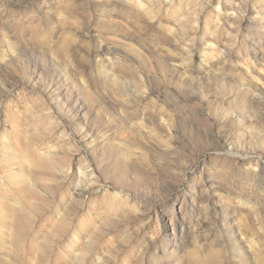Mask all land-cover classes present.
I'll list each match as a JSON object with an SVG mask.
<instances>
[{
    "label": "rangeland",
    "instance_id": "rangeland-1",
    "mask_svg": "<svg viewBox=\"0 0 264 264\" xmlns=\"http://www.w3.org/2000/svg\"><path fill=\"white\" fill-rule=\"evenodd\" d=\"M0 264H264V0H0Z\"/></svg>",
    "mask_w": 264,
    "mask_h": 264
},
{
    "label": "bare ground",
    "instance_id": "bare-ground-1",
    "mask_svg": "<svg viewBox=\"0 0 264 264\" xmlns=\"http://www.w3.org/2000/svg\"><path fill=\"white\" fill-rule=\"evenodd\" d=\"M11 62H12V61H11ZM10 65H11V66H13V64H12V63H10ZM3 69H4V68H3Z\"/></svg>",
    "mask_w": 264,
    "mask_h": 264
}]
</instances>
